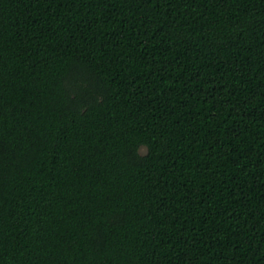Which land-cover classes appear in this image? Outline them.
Masks as SVG:
<instances>
[{
  "label": "trees",
  "instance_id": "obj_1",
  "mask_svg": "<svg viewBox=\"0 0 264 264\" xmlns=\"http://www.w3.org/2000/svg\"><path fill=\"white\" fill-rule=\"evenodd\" d=\"M0 264H264V0H0Z\"/></svg>",
  "mask_w": 264,
  "mask_h": 264
},
{
  "label": "rangeland",
  "instance_id": "obj_2",
  "mask_svg": "<svg viewBox=\"0 0 264 264\" xmlns=\"http://www.w3.org/2000/svg\"><path fill=\"white\" fill-rule=\"evenodd\" d=\"M140 151H141V152H144V151H145L144 147H142Z\"/></svg>",
  "mask_w": 264,
  "mask_h": 264
}]
</instances>
